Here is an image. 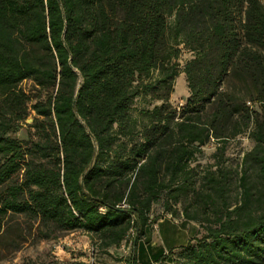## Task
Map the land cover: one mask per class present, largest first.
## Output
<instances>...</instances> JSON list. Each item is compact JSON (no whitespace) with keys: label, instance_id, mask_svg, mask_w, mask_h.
Wrapping results in <instances>:
<instances>
[{"label":"trees","instance_id":"16d2710c","mask_svg":"<svg viewBox=\"0 0 264 264\" xmlns=\"http://www.w3.org/2000/svg\"><path fill=\"white\" fill-rule=\"evenodd\" d=\"M137 98L155 103L133 115ZM32 111V137L12 136ZM159 200L202 231L177 264H264V0H0V227L22 214L103 252L132 232L135 264Z\"/></svg>","mask_w":264,"mask_h":264},{"label":"rangeland","instance_id":"374dc122","mask_svg":"<svg viewBox=\"0 0 264 264\" xmlns=\"http://www.w3.org/2000/svg\"><path fill=\"white\" fill-rule=\"evenodd\" d=\"M191 56L192 52L189 49L182 48L179 55L181 67ZM21 87L35 93L34 84L30 79L23 80ZM188 95L185 74L180 72L174 81L169 100L179 110L185 104ZM148 103L152 104L155 101L149 98H137L132 104L131 113L135 115L137 108ZM254 106L258 108L257 104ZM33 117L35 113L32 111L26 121L10 134L19 139L32 137L33 129L30 128L29 123L32 122ZM216 145L211 141L203 146V152L193 164L199 163L204 166L213 163L215 159L212 153ZM252 145L248 133L229 139L224 149V162L235 165L244 151L250 149ZM176 207L179 213L172 216L164 208L162 200L153 204L150 211L152 224L141 240L147 250L137 255L136 264H177L176 259L182 246L195 235L202 234L198 223L184 219L180 205L177 204ZM157 249L161 255L158 258L156 256L150 258L153 261L149 262L148 254ZM107 251L100 250L96 244H93L90 235L81 229L62 231L54 237L43 238L38 234V221L22 214L7 215L0 227V264H133L132 232L118 246L109 247Z\"/></svg>","mask_w":264,"mask_h":264},{"label":"crops","instance_id":"0c3cea01","mask_svg":"<svg viewBox=\"0 0 264 264\" xmlns=\"http://www.w3.org/2000/svg\"><path fill=\"white\" fill-rule=\"evenodd\" d=\"M125 244H126V240H125ZM146 250H147V249H146V245L143 244V243H141L140 254H143ZM153 253H154V252H152L151 254H148V259H150V258H152V257L155 256ZM132 257H133V256H132ZM146 260H147V258H146ZM136 261H138V258H137ZM152 261H153V259H150V260H149V262H152ZM135 264H136V263H135ZM146 264H147V263H146Z\"/></svg>","mask_w":264,"mask_h":264},{"label":"built area","instance_id":"2783aa9c","mask_svg":"<svg viewBox=\"0 0 264 264\" xmlns=\"http://www.w3.org/2000/svg\"><path fill=\"white\" fill-rule=\"evenodd\" d=\"M121 206H122V207H125V206H126V204H125V203H122V204H121Z\"/></svg>","mask_w":264,"mask_h":264}]
</instances>
